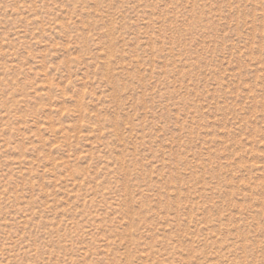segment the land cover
I'll return each instance as SVG.
<instances>
[{
    "label": "rangeland",
    "instance_id": "374dc122",
    "mask_svg": "<svg viewBox=\"0 0 264 264\" xmlns=\"http://www.w3.org/2000/svg\"><path fill=\"white\" fill-rule=\"evenodd\" d=\"M0 264H264V0H0Z\"/></svg>",
    "mask_w": 264,
    "mask_h": 264
}]
</instances>
